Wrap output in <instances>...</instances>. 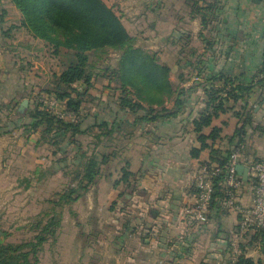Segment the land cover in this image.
<instances>
[{
    "label": "crops",
    "instance_id": "obj_1",
    "mask_svg": "<svg viewBox=\"0 0 264 264\" xmlns=\"http://www.w3.org/2000/svg\"><path fill=\"white\" fill-rule=\"evenodd\" d=\"M4 2L0 0V104L24 91V66L18 60L11 61L13 50L23 48V42L15 38L17 30L11 36L5 33L11 25L21 24L22 14L14 4L11 13ZM117 2L123 5L125 0L108 5L115 10ZM119 16L130 33L126 16ZM18 30L28 32L21 26ZM13 80L22 81L12 89L16 93L10 92L9 82ZM232 81L252 86L247 101L230 100L232 109L216 117L205 133L209 134L213 126L219 127L220 137L207 142L224 151L235 145L229 138L242 130L240 163L246 165L264 159V0H180V93L184 100L180 114L152 122L138 120L119 105V98H102L96 110L82 107L86 116L83 129L107 121L113 133L104 136L95 127L78 134L76 144L68 148L74 146L75 155L79 150L88 151L80 137L92 136L89 147H93L88 155L100 152L108 158L97 177L98 197L101 208L112 212V221L118 225L117 252H123L127 239L135 243L126 253L131 264H228L235 242L241 243L247 257L264 259L250 233L240 231L242 211L226 200L221 208L210 207L203 223L196 222L189 213L196 203L195 171L212 155L211 147L197 157L192 155V149L201 144L193 120L206 108L207 89H228ZM76 84L83 88L82 82ZM245 105L248 110L253 108L251 120L247 119ZM114 161L119 169L110 182L113 172L101 177L102 169ZM126 166L133 174L125 182L121 178ZM252 182L246 180L237 192V204L242 208L253 203Z\"/></svg>",
    "mask_w": 264,
    "mask_h": 264
},
{
    "label": "rangeland",
    "instance_id": "obj_2",
    "mask_svg": "<svg viewBox=\"0 0 264 264\" xmlns=\"http://www.w3.org/2000/svg\"><path fill=\"white\" fill-rule=\"evenodd\" d=\"M104 1L112 5L115 0ZM12 4L10 0L4 2L11 13L15 8ZM115 4L116 12L126 16L125 21L130 23L126 21L133 44L155 53L161 63L169 65L170 79L180 89V0H125L123 5ZM129 11L132 13L128 14ZM16 19L13 15V20ZM14 36L23 42V48L13 50L11 61L18 60L24 66L21 75L24 91L0 104V243H25L34 239L35 222L51 211L52 200L72 182L70 163L75 155L74 146L68 148L66 139L60 146L47 140L38 142L41 131L24 126L25 122L33 121L27 112L38 103L54 109L55 113L67 114L66 103L46 89L53 87L54 73L66 67L68 49L63 47L56 54L53 44L33 39L24 30H17ZM120 53L121 50L111 48L91 53L94 84L84 97L85 110L101 107L99 101L104 97L106 101L119 98L121 92L112 68L116 67ZM13 81L9 82L10 92L16 93L12 89L22 81L20 84ZM76 88L83 89L78 84ZM128 94L137 99L135 93ZM25 98L29 104L23 113L26 116L20 118L19 106ZM166 99L168 106H172L175 96ZM53 100H57L56 107L51 104ZM144 102L149 105L148 101ZM91 140L92 136L80 137L84 150L91 151ZM65 158L68 160L64 161ZM118 169L117 161L111 162L103 167L101 177L113 172L111 181L107 180L113 182ZM97 186L98 179L83 197L62 206L61 225L56 236L45 242L39 252V264H131L126 253L135 243L127 239L123 252H117L118 225L112 221L113 213L101 208ZM122 216L125 218L126 214ZM42 220L45 222L46 218Z\"/></svg>",
    "mask_w": 264,
    "mask_h": 264
},
{
    "label": "trees",
    "instance_id": "obj_3",
    "mask_svg": "<svg viewBox=\"0 0 264 264\" xmlns=\"http://www.w3.org/2000/svg\"><path fill=\"white\" fill-rule=\"evenodd\" d=\"M11 2L21 11L22 18L20 25L13 24L5 30L8 36L21 26L34 38L53 44L56 54L61 53L63 47L68 49L65 54L66 67L59 73H54L52 80L54 85L46 89V92L64 101L67 111L73 112L74 117H61L50 112L41 103L29 108L27 115L33 121L25 122L24 126H29L36 132L41 131L38 142L47 140L51 141L52 145L60 146L66 139V145L76 144L78 134L92 131L95 127H99L104 136L112 135L114 128L109 129L107 121L102 124L95 123L83 129L86 119L85 114L82 113L84 97L94 84L91 53L106 48L121 50L116 67L112 69L121 92L119 105L123 109H129L138 120L148 122L180 114L184 100L181 98L180 89L174 87L170 79L171 67L161 63L155 53L135 46L132 35L121 17L104 0H11ZM202 21L205 23V16L202 17ZM1 72L0 68V74ZM226 80L229 81V79ZM78 82L83 83L82 90L76 88ZM232 84L228 89L225 86L207 89L206 108L193 120L194 131L201 144L192 149V155L197 157L202 150L211 147L212 155L208 162L216 163L222 168V172L214 179V193L210 207L216 205L221 208V203L229 198V188L224 184L226 165L229 164L233 152L240 150L242 154L243 151L241 147L243 139L240 137L242 130H238L235 136L229 138V142L235 145L224 151L214 148L213 143L207 142V140L214 142L220 137L219 127L213 126L209 134L205 133V129L212 126L216 117L232 109L229 105L230 100L247 101V95H250L252 86L234 84L233 81ZM128 92L135 93L137 99L131 97ZM173 96H175L173 105L168 106L166 98ZM145 100L149 102V105H145ZM243 108L246 109V105ZM246 112L247 119L251 120L250 114L253 113V108L249 110L247 108ZM141 113L144 114L141 115ZM18 114L20 118L26 116L20 111ZM236 114L239 116L240 112ZM50 136L56 137L50 138ZM236 137H240L238 141H235ZM66 160L68 159L65 158L64 161ZM61 161L63 160L58 162ZM107 161L106 155L100 152L88 155V151L79 150L70 163L73 169L72 182L64 192L52 200L54 205L51 211H47L37 220V223L35 222L37 232L34 239L25 243H0V264H39V252L43 249L45 242L56 236L61 225L62 206L83 197L95 183L102 165ZM128 167L122 170L121 180L125 182L133 174ZM42 218H46V221L44 222ZM247 232L250 233L251 241L260 245L264 254V228ZM239 247L241 253L233 264H264L262 258L255 260L247 257L241 243ZM232 261L233 254L228 264Z\"/></svg>",
    "mask_w": 264,
    "mask_h": 264
},
{
    "label": "built area",
    "instance_id": "obj_4",
    "mask_svg": "<svg viewBox=\"0 0 264 264\" xmlns=\"http://www.w3.org/2000/svg\"><path fill=\"white\" fill-rule=\"evenodd\" d=\"M51 104L56 107L57 100H53ZM53 110L50 109L49 111L61 117H74L73 112H67V114L55 113ZM241 156L240 150H236L231 155L230 162L226 165L224 184L229 188L227 204L242 211L243 218L240 224V231L246 233L257 228H264V159L251 160L246 164L249 167L248 179L253 181V203L248 207L242 208L237 204V192L245 184L246 180L236 170V164L240 163ZM221 172L222 168L220 166L208 161L202 163L195 171L196 203L193 208H190L189 213L196 222L203 223L207 220L214 193V179ZM240 253L239 243L235 242L233 244V261L230 264L236 262V258Z\"/></svg>",
    "mask_w": 264,
    "mask_h": 264
},
{
    "label": "water",
    "instance_id": "obj_5",
    "mask_svg": "<svg viewBox=\"0 0 264 264\" xmlns=\"http://www.w3.org/2000/svg\"><path fill=\"white\" fill-rule=\"evenodd\" d=\"M28 104H29V99L25 98L19 106V111L24 113L26 108L28 107ZM236 170H237L238 174L244 178V180H248V174H249V167L248 166H246L243 163H238V164H236Z\"/></svg>",
    "mask_w": 264,
    "mask_h": 264
}]
</instances>
